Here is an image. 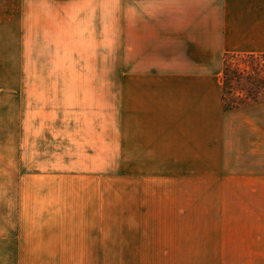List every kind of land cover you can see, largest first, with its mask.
Masks as SVG:
<instances>
[{"label":"crops","instance_id":"crops-1","mask_svg":"<svg viewBox=\"0 0 264 264\" xmlns=\"http://www.w3.org/2000/svg\"><path fill=\"white\" fill-rule=\"evenodd\" d=\"M246 12L264 18V0H0V264L19 257L21 146L46 171L26 176L28 194L47 173L37 187L57 188L52 164L83 162L93 69L115 67L118 30L135 115L146 109L163 137L264 133V99L224 105L227 56L264 53V26L246 27Z\"/></svg>","mask_w":264,"mask_h":264},{"label":"rangeland","instance_id":"rangeland-1","mask_svg":"<svg viewBox=\"0 0 264 264\" xmlns=\"http://www.w3.org/2000/svg\"><path fill=\"white\" fill-rule=\"evenodd\" d=\"M243 16L246 27L264 26L262 13ZM236 60L228 55L225 66ZM109 69H93L83 162L52 164L61 169L57 188L37 187L47 173L28 194L26 176L46 171L29 167L21 146L20 250L10 264H264L263 131L163 137L130 103L135 84L125 82L119 30ZM250 85L227 83L228 100H246L234 91Z\"/></svg>","mask_w":264,"mask_h":264},{"label":"trees","instance_id":"trees-1","mask_svg":"<svg viewBox=\"0 0 264 264\" xmlns=\"http://www.w3.org/2000/svg\"><path fill=\"white\" fill-rule=\"evenodd\" d=\"M238 58L234 62L235 68L225 66L224 69V105L227 110L243 107L253 101L260 99L259 93L264 95V53L234 54ZM228 65V64H226ZM244 77L251 82L247 89L239 87L235 91L230 89L229 92L241 96L248 94L246 100H228L226 94L227 83L237 82L242 84Z\"/></svg>","mask_w":264,"mask_h":264}]
</instances>
